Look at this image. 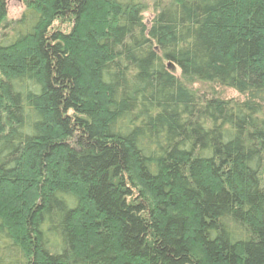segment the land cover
<instances>
[{
	"label": "trees",
	"instance_id": "obj_1",
	"mask_svg": "<svg viewBox=\"0 0 264 264\" xmlns=\"http://www.w3.org/2000/svg\"><path fill=\"white\" fill-rule=\"evenodd\" d=\"M22 2L0 264H264V0Z\"/></svg>",
	"mask_w": 264,
	"mask_h": 264
},
{
	"label": "rangeland",
	"instance_id": "obj_2",
	"mask_svg": "<svg viewBox=\"0 0 264 264\" xmlns=\"http://www.w3.org/2000/svg\"><path fill=\"white\" fill-rule=\"evenodd\" d=\"M145 3H147L150 6V0H143ZM5 3L7 5V19L8 20H15L18 19L21 16V13L24 10V4L22 0H5ZM148 6V8H149ZM147 8V9H148ZM149 10H146L144 13L145 17L150 16ZM175 74H178V71H176ZM195 92L206 94V95H217L222 99H240L241 96L233 89L231 88H224L219 86H213L210 87V85L206 83H199V82H192L188 84Z\"/></svg>",
	"mask_w": 264,
	"mask_h": 264
},
{
	"label": "water",
	"instance_id": "obj_3",
	"mask_svg": "<svg viewBox=\"0 0 264 264\" xmlns=\"http://www.w3.org/2000/svg\"><path fill=\"white\" fill-rule=\"evenodd\" d=\"M167 67L173 70L172 65L170 63H167Z\"/></svg>",
	"mask_w": 264,
	"mask_h": 264
}]
</instances>
